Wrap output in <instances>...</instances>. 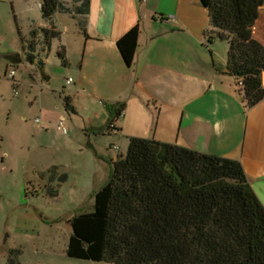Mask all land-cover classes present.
Returning <instances> with one entry per match:
<instances>
[{"label": "crops", "instance_id": "crops-1", "mask_svg": "<svg viewBox=\"0 0 264 264\" xmlns=\"http://www.w3.org/2000/svg\"><path fill=\"white\" fill-rule=\"evenodd\" d=\"M61 1L71 12H57L53 18L54 25L42 19L41 27V31L53 29L60 34L59 37L47 44L43 32L44 43L40 33L33 38L32 31L25 36L19 32L22 51L5 53L9 54L5 56L7 68L15 71L12 80L16 82L15 90L22 84L15 81L16 68L22 64L28 66L31 92L36 93L42 115L40 125L34 120V137L43 138L48 134L50 125L46 116L52 117L51 125L65 114L83 120L92 119L91 125L87 126L85 122L79 127L87 133L89 165L72 167L61 163L48 169L51 175L42 176L40 173L38 185L44 190H54L52 200L66 198L68 194L63 192L66 187L72 190L70 196L74 198L91 199L108 182L112 162L125 156L128 150L130 136L124 135L126 124L142 118L144 110L148 109L147 80L151 77L157 81L160 68L165 67L171 70L169 73L184 96L175 104L172 115L157 114L158 124L162 118L164 120L165 134L159 136L156 132L153 140L240 161L251 187L264 206V99L251 109L245 108L237 80L227 70L228 43L218 39L210 41L206 36L212 28L208 10L201 0H90L89 12L85 16L74 13L80 0ZM149 2L154 6L151 7ZM135 26L140 30L138 48L129 67L120 54L118 41ZM254 34L253 29L249 32L250 38L240 33L243 40L252 39ZM22 39L29 44L33 42L34 55L38 57L35 63L27 61L25 48L29 44ZM224 43L227 53L220 54L218 61L214 45ZM198 46L208 49L209 54L199 51ZM59 51L65 54V63L58 57ZM40 59L42 67L38 64ZM52 63L57 68L55 71ZM68 79H72L70 84H67ZM37 88L41 89L39 95L35 91ZM210 92L217 96L211 105L196 100ZM190 95L194 101L188 97ZM124 96L129 97L127 104L123 101ZM133 96L136 99L134 104ZM66 98H69L73 112L67 111ZM79 102L81 106H78ZM122 104L124 110L119 118H115L111 106ZM61 107L64 113H53V110L60 111ZM113 118L117 130L111 132L114 139L112 147L115 142H128L123 150L119 147V154L111 146L102 149L101 145L92 142L95 137L106 134L105 128ZM234 121H237L236 138L228 141L227 135L234 136ZM57 129L60 130L58 125ZM221 135L226 136V142L222 141ZM63 136L67 144L71 139L68 140L69 133ZM73 171L81 176H72ZM65 254L72 259L67 256V249Z\"/></svg>", "mask_w": 264, "mask_h": 264}, {"label": "trees", "instance_id": "trees-1", "mask_svg": "<svg viewBox=\"0 0 264 264\" xmlns=\"http://www.w3.org/2000/svg\"><path fill=\"white\" fill-rule=\"evenodd\" d=\"M201 3L212 28L206 36L228 43V73L237 80L245 108L251 109L264 99V44L242 39L239 0ZM89 8L90 0H80L74 13L85 16ZM57 12L71 10L61 0L41 1L44 21L54 25ZM42 32L47 44L60 35L53 29ZM139 33L135 26L118 41L129 67ZM31 35L35 38V31ZM25 49L27 61L35 63L33 42ZM57 55L65 63V54ZM38 64L42 67L43 61ZM64 103L74 111L69 98ZM111 108L119 118L124 104ZM114 121L107 132L117 130ZM111 165L108 182L93 195L92 209L67 221L69 258L109 264H264V206L240 161L130 137L126 155ZM7 254L8 264H19L18 250Z\"/></svg>", "mask_w": 264, "mask_h": 264}, {"label": "rangeland", "instance_id": "rangeland-1", "mask_svg": "<svg viewBox=\"0 0 264 264\" xmlns=\"http://www.w3.org/2000/svg\"><path fill=\"white\" fill-rule=\"evenodd\" d=\"M41 1L0 0V252L3 251L0 255V264H8V250L20 252L19 264H109L68 259L65 254L71 235L67 221L80 211L88 210L94 204V197L74 198L70 196L72 190L66 187L63 192L68 194L67 197L53 201L50 191L44 192L38 185L40 173H43L42 176H48L50 174L48 169L54 165L61 163L72 167L89 165L87 133L79 130V127L85 122L87 126L91 125L92 119L83 120L84 118L73 115L69 117L65 114L63 117L66 118L69 130L68 140L71 138L66 144L63 133L57 129L60 118L56 117L51 125L52 117L45 115L46 122L50 125L49 132L46 137H34L36 135L34 120L42 115L40 103L35 98L36 93L31 92L28 66L22 64L16 68L15 81H21L22 84L15 90L16 82L8 78L13 68H7L8 61L2 58L6 51L14 53L22 51L19 32L22 36L30 31L40 33L44 43L41 31L43 23ZM263 2L264 0H239L243 37L250 38L249 32L253 29L255 34L252 39L264 44V11L261 9ZM149 5L154 6L153 2H149ZM159 5H162V2ZM214 47L219 61V55L227 53V45L215 44ZM198 48L199 51L209 54L205 47ZM168 52L169 55L172 54L169 50ZM53 64L51 67L55 71L57 68ZM160 69L157 81L150 77L146 83L148 109L144 110L142 118L126 124L124 135L154 139L158 132L159 136H164V120L162 118L158 124L157 114L172 115L175 112V104L180 102L184 93L176 87L169 73L171 70L165 67ZM57 79L61 84L59 75ZM40 90L38 88L35 90L37 95ZM188 97L194 101L191 95ZM128 98L124 96L125 104L128 103ZM131 100L134 104L136 99L133 96ZM196 100L201 104L211 105L217 100V96L210 92ZM78 106H81V102ZM57 112H63V108L61 107L60 111L53 110L54 114ZM97 123L101 121L98 120ZM235 124L237 121L233 123V132ZM94 125L96 126L95 123ZM227 136L228 141L236 138L235 132L234 136ZM221 139L226 142V136L221 135ZM113 141L111 132H106L95 137L92 142L105 149L112 147ZM125 144L123 141L115 142L122 150ZM52 171L56 173L55 169ZM72 176L81 175L73 171ZM55 185L58 187V183ZM5 239L7 247L3 245Z\"/></svg>", "mask_w": 264, "mask_h": 264}, {"label": "built area", "instance_id": "built-area-1", "mask_svg": "<svg viewBox=\"0 0 264 264\" xmlns=\"http://www.w3.org/2000/svg\"><path fill=\"white\" fill-rule=\"evenodd\" d=\"M14 77H15V71L14 70H11L9 75H8V78L11 79V80H14ZM72 82V79H68L67 80V84H70ZM242 85V83H240ZM35 123H37L38 125L41 124V118L40 117H37L35 119ZM58 127L59 129L62 131L63 134H68L69 133V130L66 126V119L64 117H62L60 120H59V123H58ZM112 149L115 151V152H119V147L114 145L112 147Z\"/></svg>", "mask_w": 264, "mask_h": 264}, {"label": "water", "instance_id": "water-1", "mask_svg": "<svg viewBox=\"0 0 264 264\" xmlns=\"http://www.w3.org/2000/svg\"><path fill=\"white\" fill-rule=\"evenodd\" d=\"M261 9L264 11V2H263V4H262V6H261ZM6 55H9V54H5V55H3L2 58L5 59V56H6ZM262 81H263V86H264V71H263V74H262ZM68 228L70 229L69 226H68ZM70 231H71V229H70ZM71 232H72V231H71ZM3 245H4V246L7 245V241H6V239L3 241ZM0 255H1V254H0Z\"/></svg>", "mask_w": 264, "mask_h": 264}, {"label": "flooded vegetation", "instance_id": "flooded-vegetation-1", "mask_svg": "<svg viewBox=\"0 0 264 264\" xmlns=\"http://www.w3.org/2000/svg\"><path fill=\"white\" fill-rule=\"evenodd\" d=\"M44 190V189H43ZM47 190H49L48 188H46L44 191H47Z\"/></svg>", "mask_w": 264, "mask_h": 264}]
</instances>
